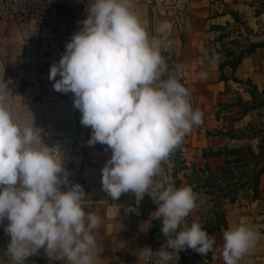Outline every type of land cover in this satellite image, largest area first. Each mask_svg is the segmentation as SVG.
Listing matches in <instances>:
<instances>
[{"label": "crops", "instance_id": "0c3cea01", "mask_svg": "<svg viewBox=\"0 0 264 264\" xmlns=\"http://www.w3.org/2000/svg\"><path fill=\"white\" fill-rule=\"evenodd\" d=\"M91 2L50 0L56 16L52 27L0 16V80L12 94L4 104L22 127L33 123L53 155L61 153L69 184H80L86 194L84 210L100 217L93 232L94 264H151L137 254L150 247L154 212L149 195L137 205L132 193L113 201L102 191L101 169L111 150L88 144L92 130L80 123L73 94L55 91L48 79L50 66L58 63L66 42L82 27ZM132 11L165 57L167 73L161 79L176 77L191 93L193 108L203 113L202 124L178 147L180 159L214 172L224 163L216 152L225 148L248 153L251 170L241 177L249 182L224 204L226 230L246 224L258 231L255 246L238 264H264V0H153L151 6L133 0ZM161 26L163 32L158 31ZM201 72L207 74L203 80L197 79ZM3 90L0 83V94ZM262 168L253 199L250 182ZM61 190L67 188L61 185ZM129 207L137 211H126ZM7 223H0V264H10L5 255ZM224 231L213 234L223 237ZM24 264L68 262L48 257L42 248Z\"/></svg>", "mask_w": 264, "mask_h": 264}, {"label": "clouds", "instance_id": "9594fccd", "mask_svg": "<svg viewBox=\"0 0 264 264\" xmlns=\"http://www.w3.org/2000/svg\"><path fill=\"white\" fill-rule=\"evenodd\" d=\"M132 7L133 0H92L82 27L50 66L48 79L55 91L73 94L80 123L92 130L88 144L111 150L101 169L102 191L113 201L132 193L137 205L147 193L157 204L155 219L162 221L165 242L156 251L144 246L138 258L177 264L186 249L201 256L213 252L215 237L198 222L184 225L199 206L191 186L169 184L155 191L153 178L185 136L202 124L203 113L193 108L191 93L176 77L161 79L167 73L165 57L152 46ZM206 76L201 72L197 79ZM0 83V223L8 221L4 231L10 236L5 255L10 264H24L43 248L48 257L68 264H94L93 232L100 217L84 210L86 194L80 184H69L61 153L53 155L33 123L22 127L14 121L4 104L12 94ZM259 235L246 224L225 230L224 264H238Z\"/></svg>", "mask_w": 264, "mask_h": 264}, {"label": "trees", "instance_id": "16d2710c", "mask_svg": "<svg viewBox=\"0 0 264 264\" xmlns=\"http://www.w3.org/2000/svg\"><path fill=\"white\" fill-rule=\"evenodd\" d=\"M177 155H180V151H177ZM214 156H223V166L211 171L207 166L200 168L196 167L193 163L186 165L180 158L177 163L176 173L188 169L190 174L187 179V186H191L193 191L197 194L198 208L189 214L186 218L184 225L190 226L192 222H198L203 226V229L211 235L213 232L226 229V220L224 212V204L226 201H233L236 197L235 190L223 191L217 182L221 179H225L224 172L230 166L231 162L227 160V156H235L234 150H221L213 154ZM239 160H235L238 162ZM263 172V168L258 170L255 174L254 180L251 182L253 191L252 198L257 197V177ZM203 177V178H202ZM214 181V182H210ZM246 184L239 185L238 189H242ZM226 186V185H225ZM214 191H217L214 193ZM152 224V220L150 221ZM151 248V247H150ZM188 259L193 264H209L215 257V253L209 252L206 256H201L194 250L188 249ZM152 264V262H150Z\"/></svg>", "mask_w": 264, "mask_h": 264}, {"label": "rangeland", "instance_id": "374dc122", "mask_svg": "<svg viewBox=\"0 0 264 264\" xmlns=\"http://www.w3.org/2000/svg\"><path fill=\"white\" fill-rule=\"evenodd\" d=\"M229 137H233L230 134H227ZM223 150H226L225 148ZM178 148L170 155V157L162 163V173L156 177L153 178V185L152 188L155 191L162 190L164 187H167L169 184L173 185L176 188H180L183 186H187V179L185 176L188 177V174L190 172L188 169L180 171L178 173L175 172L177 169V163L179 162L180 155H177ZM237 155L231 157L227 156L228 160L231 162L230 166L227 168V170L224 172L225 179H221L217 182V184L220 185V188L223 189V191L227 190H237L239 185L241 184H247L249 182L248 180H243L241 176L244 174L248 175L251 170V163L249 164V155L247 152H239L237 150ZM245 159V160H243ZM235 160H239L238 162H235ZM203 178V177H202ZM241 178V179H240ZM210 182H214L209 180ZM251 184V182H250ZM226 185V186H225ZM217 191H214V193ZM149 195V194H148ZM151 209L153 212L157 209V204L154 203L153 199L149 195ZM152 224L150 226V247L153 251H156L160 248V246L165 242V237L161 233V227H162V221L160 219H155V213L152 217ZM227 229V228H226ZM226 229H221L226 230ZM211 236L215 237L216 245L214 246V253L215 257L209 264H224L223 258H222V246H223V237L216 233H212ZM179 259L177 261V264H193L190 262V259H188V249L179 252ZM170 264H174L173 262H170Z\"/></svg>", "mask_w": 264, "mask_h": 264}, {"label": "built area", "instance_id": "2783aa9c", "mask_svg": "<svg viewBox=\"0 0 264 264\" xmlns=\"http://www.w3.org/2000/svg\"><path fill=\"white\" fill-rule=\"evenodd\" d=\"M147 5H152L153 0H144ZM0 16H11L20 23L35 22L47 27L56 23L50 0H0ZM168 50L170 46L166 47ZM167 50V52H168Z\"/></svg>", "mask_w": 264, "mask_h": 264}]
</instances>
